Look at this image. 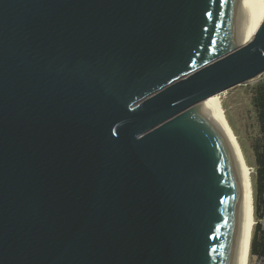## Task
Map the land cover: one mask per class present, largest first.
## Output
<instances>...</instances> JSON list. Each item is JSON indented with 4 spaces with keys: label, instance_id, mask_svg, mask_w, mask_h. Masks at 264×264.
<instances>
[{
    "label": "water",
    "instance_id": "water-1",
    "mask_svg": "<svg viewBox=\"0 0 264 264\" xmlns=\"http://www.w3.org/2000/svg\"><path fill=\"white\" fill-rule=\"evenodd\" d=\"M263 73L246 0H0V264H236L203 100Z\"/></svg>",
    "mask_w": 264,
    "mask_h": 264
},
{
    "label": "bare ground",
    "instance_id": "bare-ground-1",
    "mask_svg": "<svg viewBox=\"0 0 264 264\" xmlns=\"http://www.w3.org/2000/svg\"><path fill=\"white\" fill-rule=\"evenodd\" d=\"M264 19V0H246V25L251 40ZM211 113L222 126L235 153L242 182V223L236 264H249L253 230L256 223L253 189V169L245 150L231 126L222 104L220 93L203 100Z\"/></svg>",
    "mask_w": 264,
    "mask_h": 264
},
{
    "label": "rangeland",
    "instance_id": "rangeland-1",
    "mask_svg": "<svg viewBox=\"0 0 264 264\" xmlns=\"http://www.w3.org/2000/svg\"><path fill=\"white\" fill-rule=\"evenodd\" d=\"M262 80H264V73L251 81L238 84L220 92L225 114L236 132L254 172V200L257 193L255 183V153L262 143L263 135L257 108L253 100V89L255 84ZM259 221L264 226V218H261ZM249 264H264V261L257 256L250 255Z\"/></svg>",
    "mask_w": 264,
    "mask_h": 264
},
{
    "label": "trees",
    "instance_id": "trees-1",
    "mask_svg": "<svg viewBox=\"0 0 264 264\" xmlns=\"http://www.w3.org/2000/svg\"><path fill=\"white\" fill-rule=\"evenodd\" d=\"M254 104L257 108L258 119L262 130V143L255 153V183L257 193L255 196L256 223L252 236L251 255L257 256L264 261V226L260 219L264 218V80L254 86Z\"/></svg>",
    "mask_w": 264,
    "mask_h": 264
}]
</instances>
